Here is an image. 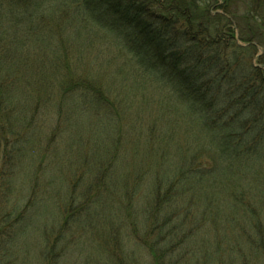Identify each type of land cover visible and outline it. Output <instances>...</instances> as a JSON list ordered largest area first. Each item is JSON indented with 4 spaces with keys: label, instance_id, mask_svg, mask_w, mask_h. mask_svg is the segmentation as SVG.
<instances>
[{
    "label": "trees",
    "instance_id": "1",
    "mask_svg": "<svg viewBox=\"0 0 264 264\" xmlns=\"http://www.w3.org/2000/svg\"><path fill=\"white\" fill-rule=\"evenodd\" d=\"M102 32L113 36L133 91L158 97L183 124L190 146L177 144L172 154L174 146L166 142L131 157L118 142H102V152L81 155L89 184L76 173L70 176L77 184L70 186L57 168L66 136L62 119L53 124L55 145L48 144L42 157L33 148L42 142L36 139L37 115L53 95L60 112L71 103L72 110L77 95L87 111L105 106L112 112L111 91L86 85V79L74 83L64 61L79 46L93 52ZM257 47L264 48V0H0V264L12 245L5 239L29 233L30 226L42 231L41 264H61L74 244L72 226L98 215L102 227H84L92 235L102 230V264L137 261L126 252L125 238L152 256L149 264H204L208 255L219 264L262 259L264 69L252 63ZM33 50L51 54L39 80L23 72ZM41 176L42 182L51 177L43 191ZM52 185L62 187L57 203ZM21 186L27 199L13 201ZM52 204L62 218L59 231L50 218ZM109 220L132 223L126 224L131 233L120 231V237L112 226L105 232ZM211 241L226 248L210 253ZM97 243L87 242L93 248Z\"/></svg>",
    "mask_w": 264,
    "mask_h": 264
},
{
    "label": "rangeland",
    "instance_id": "2",
    "mask_svg": "<svg viewBox=\"0 0 264 264\" xmlns=\"http://www.w3.org/2000/svg\"><path fill=\"white\" fill-rule=\"evenodd\" d=\"M239 30L238 27L235 28L237 40L239 39ZM64 34L65 35L63 36H66L67 32ZM101 37L102 42L95 45L93 52H89L87 49L88 47L79 46V48H76L77 55L72 54L73 57H70L71 55H69V58H64V61L67 62V72L71 73V76L67 77L69 79L73 78L74 83H78V78L83 80L86 79V85L91 83L100 91L103 89L106 94L107 89L111 91L109 99L113 100L115 104L112 112L110 111L108 114L107 110H103L106 108L105 106H102L103 108L97 106L96 110L92 109L87 111L85 107H83L82 98L79 95L73 98L74 103L72 110L71 103L68 105V108H65L60 112L54 107L57 95H53L49 96L52 98V100L49 99L51 106H46V110L43 109L44 111H41V114L37 115L38 124H36L41 138L37 135L36 139H42V142L40 145H35L33 148L35 152H38V150L41 149L42 157L49 153L46 150L48 144L55 145L52 140L55 133V127H53V124L55 121L57 124V119H62V132L68 137L66 138V136H64L65 140L62 143L63 145L61 144L60 150L62 158H60L59 161L57 160L61 165L57 166V168H63L61 180L65 183H69L70 186H72V180H74L70 175L75 177L76 173L79 177H84L86 185L89 184L91 179L90 171L85 166V159L81 155L83 152L88 153L90 149L94 151L96 148L100 149L102 152V142L105 144L118 142V144L123 145V147L125 146L128 149L127 155H131V157L136 155V153L139 154V156H142V153L152 151L153 147L161 148L166 142H168L167 146H174L171 150L172 154L175 153V145L177 144L184 149L185 145L190 146L186 141V131L183 124H180L177 117H172L173 115L160 105L158 97H153L147 93L145 99L142 97L143 95L141 93L133 91L130 87L132 81L126 71H122L123 57L121 52H119V49L116 47V43H113V36H106L102 32ZM240 45L245 46V44L242 43H240ZM49 51L51 50L49 49ZM256 52L257 54L252 63L254 66L264 69V48L257 47ZM50 56L51 54H49L48 51L42 50H33L29 53L30 60L29 62H26L27 64L24 66L25 69L23 70L24 73L28 74L27 77L29 80L33 75L37 80L41 78L40 73L43 68V63L50 60ZM77 58L81 62V65H78ZM86 69L89 70L88 73H86ZM52 79L53 77L49 79L46 78L45 81H51ZM126 86L130 87L128 89L129 91H124L123 88H128ZM55 90H57L56 87L54 88V91ZM43 97L46 99L48 95H43ZM115 99H117L119 103L120 101L123 103L119 104ZM76 106H79L81 111L76 110ZM50 122L52 126L50 125ZM69 134H71L72 140H70ZM190 148L193 150L192 146ZM49 150L51 151V149ZM31 158L32 156H29V160H27L28 163L32 161L30 160ZM47 163L48 162L45 163V161L42 162L44 165ZM25 164L26 163H24V165ZM51 165H55V163H51ZM38 168H40V163L37 161L33 171L38 173ZM1 171L2 162H0V172ZM53 174L55 176L57 175L55 172ZM19 176H21V174ZM42 179L43 177L41 176L40 182L42 186L40 189L43 191V186L46 184L47 180L51 179V177H44L43 182ZM78 180L79 179H77V181ZM74 182L76 181L74 180ZM61 184L63 185L62 182ZM56 185H58V183ZM64 188L67 189L65 185ZM61 189L59 187L57 188L55 185L51 186V190L55 191V193L52 191V197L53 201L56 203L59 202L58 200L60 199V196L63 195ZM11 197L13 201H18V199L26 200L28 197L26 187L21 186V188L13 193ZM57 210L56 204H52L51 209L49 210L51 211L50 218L54 221L52 224L55 231H59V224L62 219ZM98 210L101 211L100 213L102 215V205L99 206ZM43 220L44 218H42V222ZM91 223L99 224L100 227L104 224L102 223V216L98 215L90 223H77V225L75 224L72 226L73 228L69 230L74 244L72 245L71 253L68 254L65 259L66 261H63L61 264H102V251L100 249L102 244V230L100 229L99 233H96L97 235L85 232L86 228L84 226L89 224L90 227ZM38 224L41 225L42 223ZM124 224L125 226H123ZM126 224L131 228L130 225H132V223H121L118 220H109V223H106V226L104 227L105 232H107L112 226L119 230L118 234L120 235L125 232ZM29 230V233H26L25 235H22L23 231H21L19 234L15 236L12 235V237L10 235L5 239L8 240L7 244H12L4 249L6 253L2 255L6 264H41V243L43 242L41 228H32L30 226ZM126 231L131 233V229ZM121 236L122 234L120 237ZM210 238H212V236ZM94 239L97 240L98 243L95 244L96 247L93 248L90 247L87 242ZM213 242L214 241H211L208 248L210 253H215V251L217 252L219 249L223 251L226 248V246L223 245L220 246V248L217 245L213 246ZM122 244L125 245L126 252H130L131 256H135L137 259L136 262L127 260L128 262H126V264H136L138 261L139 264H149L151 259H153L146 251L138 253L136 247L131 244L129 245V243L126 242V238ZM207 244L208 242H206L205 245H202V248H204L202 251L206 250L205 247H207ZM198 246V244H194L192 249H198ZM131 251L134 253H131ZM208 257L204 260V264H219L214 260H210V257ZM262 259L256 260L251 258L249 264H264V257H262ZM224 264L229 263L225 261Z\"/></svg>",
    "mask_w": 264,
    "mask_h": 264
}]
</instances>
